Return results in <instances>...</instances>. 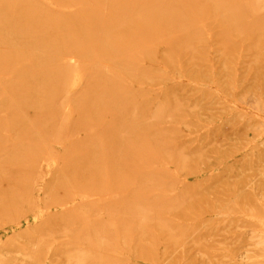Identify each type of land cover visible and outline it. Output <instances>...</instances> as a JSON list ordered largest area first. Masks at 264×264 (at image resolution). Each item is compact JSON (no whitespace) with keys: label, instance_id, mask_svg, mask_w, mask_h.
<instances>
[{"label":"bare ground","instance_id":"1","mask_svg":"<svg viewBox=\"0 0 264 264\" xmlns=\"http://www.w3.org/2000/svg\"><path fill=\"white\" fill-rule=\"evenodd\" d=\"M66 1L29 13L42 21L0 18V264H264V0L217 15L254 18L232 53L209 49L201 30L199 64L185 41L199 27L180 14L156 5L153 19H106V0ZM200 65L207 77L191 76ZM142 69L170 84L146 90L156 102L192 95L217 116L183 136L161 116L152 131L167 133L141 138L142 103L120 94L143 90ZM199 154L203 166L180 168ZM247 238L261 257L242 262Z\"/></svg>","mask_w":264,"mask_h":264},{"label":"rangeland","instance_id":"2","mask_svg":"<svg viewBox=\"0 0 264 264\" xmlns=\"http://www.w3.org/2000/svg\"><path fill=\"white\" fill-rule=\"evenodd\" d=\"M48 2L52 7H56L58 3L65 4L67 3L66 0H0V18L2 20H7L8 22H14L15 20H24L26 19H32L35 18L39 21L43 20V16L37 15V16H30L29 13L35 10H44L42 7L44 3ZM135 3L136 5L133 6ZM162 6V15L165 16L167 13H169V10L172 12H175L174 14H180L178 16H174V18L180 19V21H188L192 22L190 25H197L199 27V31L195 34H190L185 41L187 40L189 42L187 55H194L195 61L199 64V62L204 61L205 58V51L202 52V50H196V45L199 43V39L202 38L201 36V30H210L211 35L208 36L207 43L208 48L212 51L217 48L218 51L221 53H232L237 48H239L238 44V38L242 36L243 28H246L250 21L254 18L250 16H217L220 13L227 12L230 8H238L240 11H244L247 8H250L254 6V0H106V19L107 18H117L120 17V14H122L121 18L124 17H139L146 19H153L155 16L151 15V11L155 10L154 6ZM46 7H49L46 6ZM12 12V15L10 16ZM21 12L26 13L24 14V17L20 14ZM42 12V11H41ZM40 12V13H41ZM54 16L60 17L61 14L57 12H53ZM46 16H50V14H46ZM258 19L264 20V14H261L258 16ZM37 22V21H36ZM41 24V23H37ZM8 26H10L9 23H7ZM227 26H234V31L231 32V37H229V33L227 30H222L223 28L227 29L225 27ZM210 26H213L214 28H210ZM239 27L241 28L238 32V34H235V30ZM48 28H44L37 31H30L27 32L29 35L33 34H39V33H46L48 32ZM21 27L20 25L17 26V30L11 31L13 35L17 36H23V34L20 33ZM9 32V31H7ZM209 32V31H207ZM9 33H4V31L0 32V36L7 35ZM169 36V35H168ZM166 36V37H168ZM214 40V42H213ZM184 43V40H182ZM180 46H183L181 44V41L178 43ZM139 52L142 56L148 57L150 55L151 47H153L154 44L150 42V40L147 41V37L143 40H141L138 43ZM107 47V43H106ZM196 50V51H195ZM222 51V52H221ZM117 54H122L121 50L119 53H117V50L112 52L110 54V57H115ZM210 57H212V52L210 51ZM148 64L149 61L145 60ZM226 62V64L222 65L228 66V62L230 59L225 58L223 60ZM205 63V62H204ZM110 68L106 70V76L110 74ZM171 66L167 70H170ZM226 68H223L220 70H223ZM173 70V69H172ZM228 70V68H227ZM171 71V70H170ZM191 76H194L196 78L198 77H207L206 75L209 74V71L205 69L204 67L198 66L197 69H191L189 72ZM135 79H139L141 81H144L143 84H141V88L143 90H133L130 91L128 94L126 93L124 97V94H120L123 96L124 99L132 100L133 99V105L136 106L135 108H140L139 103H142V108L145 111H141V109L136 113V118L140 119L142 121L141 123V138L146 137H152L154 133H162L166 134L168 129L164 132L161 131H152L154 127H157L159 117L161 116H167L171 115V120L169 121V126L172 127H180L182 130V136L183 133H186L188 131H194L197 130V125L202 123L203 121H207L210 119H214L218 113L215 112L214 109L210 108V106L206 103V101L196 99L195 96L190 95L187 98L190 99H183L182 104L179 105L178 103H181L179 101H176V97H174L171 93H166L158 99L156 102L152 98V94H148L146 90L148 88H151L150 86L152 84H155L157 86H152L154 88L162 87L165 88V85H170L168 83V80L164 79V76L160 78L159 71L158 70H141V73L136 74ZM157 82V83H156ZM136 84L134 85V87ZM116 86L111 85L108 87L107 91L113 92L115 90ZM144 91V92H143ZM170 91V90H168ZM119 95V97H120ZM129 98V99H128ZM137 101H136V100ZM160 101L159 104H157ZM131 102V101H129ZM128 103V102H127ZM162 103H166V105H162ZM112 104L115 106L120 107V103ZM133 109V108H132ZM129 112H132L130 110ZM123 113V114H122ZM123 115L125 117L130 118L129 116L131 114L124 113L123 111L120 113L119 111H115L112 116L115 118H123ZM155 115H158L155 117ZM225 117V114L223 115ZM131 119V118H130ZM133 120V119H132ZM188 125V126H187ZM187 126V127H186ZM176 128V127H175ZM171 135H168V138L166 139V142H179L180 138L179 136L170 137ZM139 138V136H138ZM184 138V137H183ZM204 160H207L205 156H201L200 154L196 157H191L188 159V163H186V166L184 167V162L181 163L179 166L184 170L185 168L194 169L199 166H203ZM169 169L172 170V165H169ZM186 171V170H185ZM210 220V223L208 227L216 226V224L213 225V220L220 218L219 215H209L207 217ZM264 219V218H262ZM222 220V219H221ZM261 227L256 225L252 227L249 230V236L254 235L255 233L260 232ZM248 239V238H247ZM250 242V243H249ZM259 247L258 245L253 242L250 238L247 240V244L240 250H238V255L240 260L246 261L249 259H258L261 257L260 252L258 251ZM24 253L23 250L18 249L17 252L14 253V255L17 258H21V255Z\"/></svg>","mask_w":264,"mask_h":264}]
</instances>
